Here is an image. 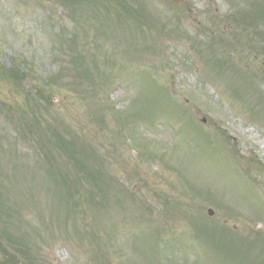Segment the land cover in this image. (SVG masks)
<instances>
[{
	"label": "rangeland",
	"instance_id": "1",
	"mask_svg": "<svg viewBox=\"0 0 264 264\" xmlns=\"http://www.w3.org/2000/svg\"><path fill=\"white\" fill-rule=\"evenodd\" d=\"M71 1L0 0V66L13 59L25 63L30 80L20 93L32 101L36 86L57 69L60 52L52 33H73ZM109 1L111 14L122 8L119 1L144 12L136 11L130 27L113 21L99 33L78 3L76 12L84 16L77 41L98 52L101 74L93 93L48 91L77 132L95 137L110 158L104 208L98 212L84 202L73 213L44 185L30 191L31 176L24 172L35 166L28 160L32 148L8 139L6 112L0 111L2 199L14 200L33 226L42 264H95L92 233L103 246L98 255L109 257V264L151 261L159 252L179 257L177 264H203L195 249L209 264H241L223 250L227 235L208 227L234 226L238 236L264 243V52L256 50L263 44L251 29L232 22L237 7L230 0ZM13 88L0 75L1 103L25 106V97L13 98ZM123 109L137 114L134 123L128 120L133 142L113 117ZM9 252L19 264H30L23 254ZM8 258L0 254V262L8 264Z\"/></svg>",
	"mask_w": 264,
	"mask_h": 264
},
{
	"label": "trees",
	"instance_id": "2",
	"mask_svg": "<svg viewBox=\"0 0 264 264\" xmlns=\"http://www.w3.org/2000/svg\"><path fill=\"white\" fill-rule=\"evenodd\" d=\"M75 2L71 1L73 33H67L64 30H57L52 33V42L56 47L54 51L60 52V57L56 59L58 61L56 63L57 69L48 72L44 82L36 86V92L33 95L34 101L30 100L28 93L25 92L19 95V97H25L27 102L25 106L16 102L15 104L8 103L6 99L4 103H0V107L6 112V123L9 124L6 127L7 134L14 141L25 143L26 149L32 148L33 153L28 155V160L35 164L32 170L38 166L36 169L41 170L37 173L31 168H26L25 175H30L31 180L39 183L44 181L47 192L56 195L61 206L64 204L65 210L74 213V209H76L79 213L84 207V202H87L88 206L99 212L104 208L109 192L108 187L112 181L110 179L112 177L111 172L105 165L110 158L105 152L102 153L95 142V137L89 139L77 132L75 125L64 116L63 110L65 108L59 102H55L53 96L48 95V91L53 94L60 90L68 91L76 88L85 93H93L94 91L95 75L100 76L101 74L95 62L98 52L87 51L84 49V45H79L77 41L79 35L78 21L81 25L83 12L95 19V30L105 32V25L108 28L113 21L125 22L127 23L125 26L130 27V21L133 20V15L137 10L128 6L125 1L124 3L119 1V6L122 8L114 14H111L114 8L109 0H78ZM79 2L83 5L82 13L76 12L79 10L77 9ZM251 10L254 13L255 11L258 12L261 10V6H256L254 2ZM75 12L77 14H74ZM137 12L144 11L140 9ZM252 12L243 9L242 13L244 14L240 18H248L249 22H252L253 16H250ZM128 18L131 19L128 20ZM65 45L66 47H64ZM88 59L90 62H87ZM1 73L3 77L12 82L13 87L16 86L14 91L23 88L22 84L24 85L25 80H30L29 71L22 67L19 61L13 62L10 68L3 66ZM17 94L15 92V95ZM40 101H42V105H40ZM128 112L129 110L123 109L122 112L113 114L117 125L121 126L120 133H122L123 127H128L132 133V125L129 124L128 120L137 114ZM121 114H125V116L122 117ZM103 120L99 116L96 124L101 126L104 123ZM131 140L133 142L132 135ZM33 187L30 191L36 190L39 185ZM76 228L78 232H81V225H77ZM212 228L223 236L227 235L230 241L225 243L223 250L231 253L239 260V263L264 264V243L261 237L257 240L262 242V246L259 245L260 247L256 251L252 250L251 243L253 240L248 236L242 237L238 236L237 233L233 234L232 230L226 226L214 225ZM92 229H94V225H92ZM28 230L33 233L34 228L22 216L19 205L14 200L4 201L0 195V254L9 255L8 264H19L14 259V255L9 252V248L21 255L23 254L30 261V264H42L43 261L39 255L40 249L35 245L34 238L31 237ZM154 231V236H159L160 231L156 229ZM92 234L95 241L93 242L95 245L97 244L95 264H109V257L98 255L103 246L99 242L98 235ZM161 240L160 237L159 242ZM157 247L161 249L163 246L161 244ZM175 250L177 251V248ZM194 251L195 259L207 264L205 259L201 260L198 251ZM176 253L178 254V252ZM153 257L154 259L151 261L147 259L146 262L140 263L131 262L129 258L124 260L120 257L121 261L118 264H177L176 260L179 258L173 256L171 259H166L160 252L159 255H153ZM1 264L7 263L2 262Z\"/></svg>",
	"mask_w": 264,
	"mask_h": 264
},
{
	"label": "water",
	"instance_id": "3",
	"mask_svg": "<svg viewBox=\"0 0 264 264\" xmlns=\"http://www.w3.org/2000/svg\"><path fill=\"white\" fill-rule=\"evenodd\" d=\"M171 1H173V2H175V3L182 2V0H171ZM209 214H212V212L209 211Z\"/></svg>",
	"mask_w": 264,
	"mask_h": 264
}]
</instances>
